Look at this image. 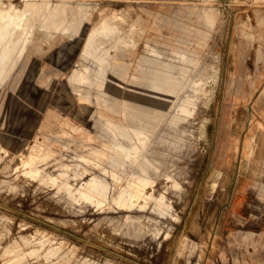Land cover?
Masks as SVG:
<instances>
[{"label":"rangeland","instance_id":"obj_1","mask_svg":"<svg viewBox=\"0 0 264 264\" xmlns=\"http://www.w3.org/2000/svg\"><path fill=\"white\" fill-rule=\"evenodd\" d=\"M194 4L0 0V264L264 263V0L209 3L200 59L115 61Z\"/></svg>","mask_w":264,"mask_h":264},{"label":"crops","instance_id":"obj_2","mask_svg":"<svg viewBox=\"0 0 264 264\" xmlns=\"http://www.w3.org/2000/svg\"><path fill=\"white\" fill-rule=\"evenodd\" d=\"M200 1V5H180L174 10L175 15L177 16H179V13L181 12L195 14L197 18L196 20H194V22H199L197 24H186L182 23L181 21H177L176 19H173L171 21L166 20L164 21L163 25H158L153 28H145L144 25H138V27L131 25L129 32L131 34L134 33L138 40H142L143 51L141 54H138L137 50H124L120 49L122 47H119L120 52L118 54L115 53L116 51L114 52V57L116 58L115 61H117V59H120V61L122 62L121 64L124 66L123 75L125 82L127 81V73L131 72V65L137 67L138 63L142 59L151 58L147 56L148 45L160 49L171 55H187L193 57L194 59H200L206 54L212 40L214 39L220 22L217 18V14L214 8L209 5V3H211L213 0ZM80 5L82 4H78L77 6ZM159 14L161 13L159 12ZM163 29H165V31H163ZM59 34L68 35L70 34V32H60ZM38 35L39 37L34 36V38L41 39L42 34ZM257 134L262 133L259 132ZM80 145V149L83 152H89L90 149H93L94 151L98 152H104V149L98 147L95 144V138L92 137H88L87 143L83 141L80 142ZM258 163L259 160L256 162L253 161V164L258 165ZM260 192L261 194L264 193L263 189H261ZM233 264H254V259L250 251L245 250L244 256L240 258L235 257L233 260ZM255 264L264 263L259 261Z\"/></svg>","mask_w":264,"mask_h":264},{"label":"bare ground","instance_id":"obj_3","mask_svg":"<svg viewBox=\"0 0 264 264\" xmlns=\"http://www.w3.org/2000/svg\"><path fill=\"white\" fill-rule=\"evenodd\" d=\"M19 23V22H18ZM152 158V157H151ZM176 161V160H175ZM180 161V160H179ZM186 163V162H185ZM179 166V165H178ZM184 166V165H183ZM181 168V167H180ZM176 170V169H175ZM162 177V176H161Z\"/></svg>","mask_w":264,"mask_h":264}]
</instances>
